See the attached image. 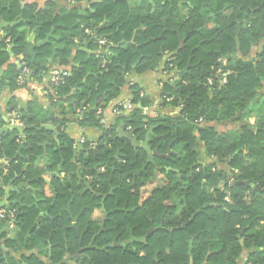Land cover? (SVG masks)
Here are the masks:
<instances>
[{
	"label": "trees",
	"instance_id": "16d2710c",
	"mask_svg": "<svg viewBox=\"0 0 264 264\" xmlns=\"http://www.w3.org/2000/svg\"><path fill=\"white\" fill-rule=\"evenodd\" d=\"M46 6L38 10L34 4L21 7L17 0H0L1 17L20 21L19 27L6 28L0 39V69L9 58L10 45L18 56L28 32L34 30L36 38H43L54 24H61L58 32L64 36L55 58L58 65H67L73 42L65 36L79 37L81 27L76 20L84 17L73 10L54 15V5ZM153 6L147 1L131 7L124 0L95 4L94 14L88 13L83 20L105 18L106 22L95 30L91 23L85 25L82 40L92 49L99 39L105 40L104 47L122 40L126 45L106 56L83 59L70 76L53 86L54 97L70 94L91 73L81 87V97L93 95L105 104L124 85L123 71L141 74L165 59V71L174 76L162 83L164 100L170 99L173 105L183 101L180 114L149 119L135 108L105 128L95 111L90 112L79 125L98 129L101 137L93 147L83 144L76 155L72 140L60 131L57 144L46 148L48 168L64 173L55 186L56 200L51 205L52 199H45L23 210L15 206L18 231L5 242L6 248L16 253L36 250L49 264H68L66 251L80 254L74 264H237L244 251L245 264H264V113L253 117L264 89V46L250 57L264 38V0H153ZM50 53L48 45L39 48L34 59L23 60V69L38 79L46 71ZM102 59L106 60L103 67ZM21 71L10 65L0 78V87L17 88ZM223 74L225 82H221ZM210 77L211 84L207 82ZM131 89L135 101L145 107L137 86ZM104 91L106 100L100 96ZM7 106L17 111L13 99ZM251 118L254 123L248 122ZM18 119L25 128L23 144L16 131L3 133L0 158L10 161L8 178L20 175L19 180H27L34 175V159L43 152L40 144L48 135L41 124L51 123L60 130L66 119L55 118L36 102ZM121 123L125 134L137 141H143L154 127L149 143L158 155L154 165L148 164L139 176L136 173L147 153L134 149L128 139L116 137ZM223 123L235 124V128L220 132L214 127ZM3 124L0 118V127ZM200 144L205 156L216 163H199ZM24 163L29 165L21 171ZM155 170L159 183L141 202V190L152 183ZM103 198L106 209L108 201H118L134 210L109 216L106 230L94 237L99 227L91 215ZM68 204L72 215L83 210L76 224L81 243L70 227ZM40 211L53 219L40 218ZM152 228L154 232L146 236ZM111 243L124 246L106 249ZM6 260L0 248V264H45L32 253L21 255L20 261L8 256Z\"/></svg>",
	"mask_w": 264,
	"mask_h": 264
},
{
	"label": "crops",
	"instance_id": "0c3cea01",
	"mask_svg": "<svg viewBox=\"0 0 264 264\" xmlns=\"http://www.w3.org/2000/svg\"><path fill=\"white\" fill-rule=\"evenodd\" d=\"M102 0H17L19 5L23 7L27 4H34L36 5L37 9L39 10H45L46 5L48 3H52L54 5V15L61 14L62 11H74L77 12L79 15H82L84 18H87V15L94 14V5L100 3ZM117 1V0H112ZM128 4L131 5V7H136L138 4L142 2H147L152 4L153 6V0H124ZM93 9H92V8ZM89 13V14H88ZM102 17V16H101ZM80 18L76 20L77 25H79L80 28V36L79 37H71V36H65L69 42H73L72 46L70 47V56L68 57V63L67 65L60 66L58 65V59L55 58L56 52L60 46L63 45V37L58 32L61 29V24H54L52 25L48 31L45 32V36L43 38H36L35 37V31L28 32L26 37L27 40L33 35L32 43L37 44L45 39V37L50 34L51 37L48 38V42L44 45L49 47L50 50V56L47 58V66L46 71L37 78H34L32 76V73L28 71V74L25 76L24 84L18 85L17 88L12 89L7 84L0 87V118L3 120L4 124L0 127V130L3 128H6L7 130L3 133H6L7 131H13L10 129L11 126L17 125L14 121V117L26 113L29 105L31 103L36 102L38 106L42 110H49L53 116L57 119H66V124L58 129L57 125L47 123V124H41V128L46 130L48 132V135L45 137L44 141L40 144H42L47 140L51 139L52 141L46 142V146L43 147V152L35 157L33 168H34V175L27 179V180H19V176H15L14 178H8L7 176V169L9 167L8 160L4 158H0V201L4 199V192L3 189H12L18 185L27 183L28 187L33 189H23L20 195H17L16 192L10 191L9 192V200L10 201H17L18 199H21V205L15 204L11 205L9 208H2V209H15L16 206L18 209L23 210V208H29L24 205H30L36 206L38 203L44 201L45 199H52L51 205L54 204L57 193L55 186L58 184L60 185L62 178L64 177L63 172H59L57 169L50 170L48 168L47 163V145L55 143L57 144L58 135L60 131H62L65 135H67L73 142L72 148L74 151V154L76 155L82 148L81 146L85 143H88L90 146H95L101 137V133L98 129L94 127H85L80 126L79 121H81L85 116H87L90 112L95 111L96 117L99 118V122L103 127L108 128L110 125H112L118 115L128 116L131 111L135 108L142 109V114L149 119H153L155 117H176L181 112V107L183 104V101L178 102L176 105L170 104V99L164 100V94L162 90V83L165 81H172V78L174 74L172 75V72H166L164 68L165 59L161 60V62L156 66L153 70L146 71L141 74H136L133 71L132 72H124V85L119 89L118 95L116 98L110 99L107 103L100 104V101L95 96H82L81 93V87L86 84L88 77L91 76V73H88L85 75L79 82H77L74 85L73 90H71L70 94L55 98L54 92H53V84H52V75L56 71H64L66 72L67 76H70L72 73V68L74 66H79V64L83 61V59H88L90 56H95L96 58L99 57V55L106 56L111 53L113 49H117L119 47H123L126 45V41L122 40L119 43L115 45H109L107 47L105 46V40L103 45H98L96 49H92L89 47V44L86 41L82 40V32L83 28L87 24L94 25L93 30L97 29L102 23L106 22V19H90L88 22H85L83 19ZM0 21H3L4 23H17L13 27L6 26L3 27L0 32V39L5 37L6 28H16L19 27L20 21H13L8 22L4 20L1 17L0 14ZM24 27H21L19 30H23ZM89 28H86L88 30ZM27 30V29H26ZM85 30V31H86ZM25 42V43H26ZM130 43H133V39L130 41ZM182 43V42H181ZM180 43V44H181ZM183 44V43H182ZM13 45V44H12ZM25 45V44H24ZM118 45V46H117ZM11 46V45H10ZM9 46V47H10ZM117 46V47H115ZM8 47V48H9ZM43 47V46H41ZM39 47V48H41ZM182 47V46H181ZM180 47V48H181ZM7 48V49H8ZM13 48V47H12ZM39 48H35L33 50V55H26L23 53L15 56L12 53L6 52L9 55L8 60L3 64V66L0 69V78L4 76L5 72L7 71L8 67L10 65H14L16 67L17 71L23 72V65L26 58H35V55ZM109 48V50H107ZM256 53V48L252 49L250 57L254 56ZM224 58L222 59V63H224ZM106 63L105 59H102L101 66L103 67ZM136 66L133 65L132 69H134ZM20 73V74H21ZM174 78H177L174 77ZM18 84V83H17ZM136 85L139 89V95L138 97L140 99H144L147 104L145 107H142L141 104L137 101H135L132 93L131 86ZM100 96L102 97V100H106V91L101 92ZM81 98V99H80ZM14 100L17 105V111H9L8 110V102L10 100ZM233 120V119H232ZM251 119L248 120L249 123H251ZM201 124V121L199 122ZM241 124H238L240 127ZM19 126V125H17ZM23 127V126H22ZM44 127H49L50 130L45 129ZM123 124L121 123L117 129L116 135L117 138H122L124 135L123 130ZM217 129V125L214 126ZM152 135L149 136V141L154 135V127H151ZM122 130V134L118 133V130ZM150 129V128H149ZM148 129V131H149ZM16 131V130H14ZM147 131V132H148ZM2 133V134H3ZM17 136L19 139H21V143L23 144V135H20L17 131ZM0 134V135H2ZM147 134V133H146ZM146 138V135H145ZM138 141L140 143L144 142ZM150 145V143H149ZM151 147V146H150ZM140 149V148H137ZM152 149V148H151ZM117 150V149H116ZM142 150V149H141ZM153 150V149H152ZM155 153L156 151L153 150ZM199 152V163L201 165H208L212 163H216L214 159H209L205 156L204 147L202 144L199 145L198 148ZM20 151L18 150L16 154L14 155L13 159L15 160L16 157ZM116 154V153H115ZM158 154L156 153L155 156ZM154 156V157H155ZM36 158H38L36 160ZM148 159V154H147ZM147 161V160H146ZM154 161V158H153ZM146 163V162H145ZM28 163H24L22 165V170L25 171L28 167ZM148 165V164H147ZM154 165V164H151ZM143 166V165H142ZM166 170H170L167 168ZM100 171H103V168L100 169ZM144 172V171H143ZM157 170L154 171L156 173L150 180L152 183L148 184L141 190V202L145 200L149 195L152 194L153 189L155 187V183H159V179L157 177ZM86 179H90L89 177H86ZM71 202V201H70ZM133 209V208H129ZM16 211V210H15ZM66 212L69 214L70 219V227L73 229V225L75 226L76 230V224L78 223L79 218L81 217L80 212L78 214L72 215L70 212V204L67 205ZM133 212V211H132ZM131 213V212H130ZM41 214V216H40ZM40 218H48L53 219V217H50L47 211H40L39 213ZM17 214L15 215V220L12 223H7L0 221V248L3 253V259H5V263H7V256L14 258L16 261H20L21 255H30L35 254L43 263L47 264V259L36 252V250L29 251H20L19 253L14 252V250L8 249L5 247V242L7 240L14 239L18 229H17ZM9 229L10 231H7ZM74 230V231H75ZM155 228L150 229L151 231L146 236H149L152 232H154ZM77 231V230H76ZM75 231V232H76ZM148 231V232H149ZM147 232V233H148ZM78 236L82 238V235L79 234L77 231ZM29 232L26 235V238L29 237ZM141 242H144V239H141ZM109 245V244H108ZM106 245L105 248H115V247H123V244L120 243H111L110 246ZM119 245V246H115ZM50 249V247H48ZM77 252H69L66 251L64 255V260L68 264H74L76 258L78 257ZM247 258V252L244 251L241 256L237 260V264H245ZM49 264V263H48Z\"/></svg>",
	"mask_w": 264,
	"mask_h": 264
},
{
	"label": "water",
	"instance_id": "95a60500",
	"mask_svg": "<svg viewBox=\"0 0 264 264\" xmlns=\"http://www.w3.org/2000/svg\"><path fill=\"white\" fill-rule=\"evenodd\" d=\"M16 24H17V23H15V22L9 24V23H4L3 21H0V32H1V30H2L3 27H6V26H11V27H13V26L16 25ZM247 24H248V23H246L245 25H243V28H245V27L247 26ZM239 33H240V27H238V28H237V31H236V34H237V35H238ZM49 37H51L50 34H48V35L45 37V39H44L43 41H41V42H39V43H37V44H33V43H32L33 35H32V36L27 40V42L25 43V45H24V47H23L24 54H26V55H33V50H34L35 48H39V47H41V46H44V45L48 42V38H49ZM235 41H236V43L238 44V38H237V37L235 38ZM182 45H183V44L181 43V44H180V47H181ZM117 46H118V45H117ZM117 46H115V47H117ZM12 47H13V45H11V46L7 49V52L11 53ZM107 50H109V48H108ZM44 128L50 130L49 127H44ZM10 129H11V130H16L20 135H23L24 130H25L24 127L17 126V125H13V126H11ZM6 130H7L6 128L1 129V130H0V134H2L3 132H5ZM152 130H153L152 128L149 129V131H148L147 134H146L145 141L142 142V143L138 142L136 139L131 138L129 135H127V134H125V133H124V135H123V137H122V138H126V139H128L129 141H131V143H132V147H133L134 149L140 148V149L144 150V151L148 154V159H147L146 163L143 164V166L141 167V169L136 173L137 176H139V175L145 170L147 164H154L153 158H154V156L156 155V153L151 149V147H150V145H149V136L152 135ZM118 133H119V134H122L123 132H122L121 129H119V130H118ZM116 137H118V136H116ZM50 141H52V140H51V139H47V140L42 144V146L45 147V146H46V142H50ZM234 154H236V153H234ZM118 157H119V149L116 150V154H115V162H118ZM37 159H38V158H36V160H37ZM155 174H156V173H154V175H155ZM28 188H29V187H28V184H27V183H24V184H21V185H18V186H16V187L12 188V189H8V188L3 189V192H4V199H3L2 201H0V209H2V208H9L11 205H15V204H18V205L22 206V205H21V199H18L17 201H10V200H9V192H10V191H13V192H16L17 195H20V193L22 192L23 189H28ZM29 189H31V188H29ZM31 190L34 191L33 189H31ZM24 206L30 207V205H24ZM40 216H41V214H40ZM72 227H73V229L75 230V226L73 225ZM7 231H10V230L7 229ZM75 231H76V230H75ZM150 232H151V231H149L147 234H149ZM76 234H77V236H78L77 231H76ZM80 238H81V237L79 236V239H80ZM108 246H110V245H108ZM115 246H119V245H115ZM109 248H110V247H109Z\"/></svg>",
	"mask_w": 264,
	"mask_h": 264
},
{
	"label": "flooded vegetation",
	"instance_id": "af4514ba",
	"mask_svg": "<svg viewBox=\"0 0 264 264\" xmlns=\"http://www.w3.org/2000/svg\"><path fill=\"white\" fill-rule=\"evenodd\" d=\"M107 205L108 206L110 205L108 209L104 207V198H103L100 201V206H98L92 212L91 220L95 221L99 227L94 232V237L100 235V233L106 230L105 224L109 216H112V214H115L117 217H119L120 215H127L129 212H132L134 210V209L127 208L126 205L119 204L118 201H108ZM82 213H83V210H81L80 215ZM81 239L82 238L79 239L80 243H81ZM78 256H80V254Z\"/></svg>",
	"mask_w": 264,
	"mask_h": 264
},
{
	"label": "built area",
	"instance_id": "2783aa9c",
	"mask_svg": "<svg viewBox=\"0 0 264 264\" xmlns=\"http://www.w3.org/2000/svg\"><path fill=\"white\" fill-rule=\"evenodd\" d=\"M96 42L98 45H103L104 44V40L103 39H99ZM28 74V70L24 69L23 72L18 76L17 78V83L18 85H22L24 84V80H25V76ZM66 72L64 71H56L53 73L52 75V84L53 86L58 85L59 83H61V81L63 80V78L66 76ZM226 80V76L223 74L221 76V82H225ZM207 82L209 84H211L212 82V78H208ZM14 121L16 122L17 125L22 127V124L20 123L18 116L14 117ZM15 215H16V211L15 209H0V221H4L7 223H12L15 220Z\"/></svg>",
	"mask_w": 264,
	"mask_h": 264
},
{
	"label": "rangeland",
	"instance_id": "374dc122",
	"mask_svg": "<svg viewBox=\"0 0 264 264\" xmlns=\"http://www.w3.org/2000/svg\"><path fill=\"white\" fill-rule=\"evenodd\" d=\"M262 46H264V38L261 40L259 45L256 47V51L259 50L260 47H262ZM261 93H262V96L260 99V103L256 104L257 107H256V110L253 114V117L264 113V89L261 90ZM251 123H254V118H252ZM234 128H235V124H232V123H223V124L217 125V130L220 132L226 131L228 129H234ZM220 167L227 170V167L225 165H220Z\"/></svg>",
	"mask_w": 264,
	"mask_h": 264
}]
</instances>
